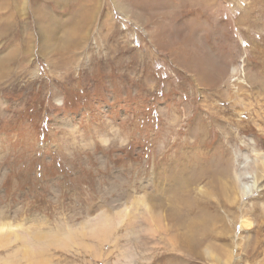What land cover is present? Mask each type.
I'll use <instances>...</instances> for the list:
<instances>
[{
	"label": "rangeland",
	"instance_id": "rangeland-1",
	"mask_svg": "<svg viewBox=\"0 0 264 264\" xmlns=\"http://www.w3.org/2000/svg\"><path fill=\"white\" fill-rule=\"evenodd\" d=\"M5 1L0 264H264V0ZM211 164L232 205L190 238L162 190Z\"/></svg>",
	"mask_w": 264,
	"mask_h": 264
},
{
	"label": "bare ground",
	"instance_id": "bare-ground-1",
	"mask_svg": "<svg viewBox=\"0 0 264 264\" xmlns=\"http://www.w3.org/2000/svg\"><path fill=\"white\" fill-rule=\"evenodd\" d=\"M0 1H2V0H0ZM157 1L155 0L154 3L157 2ZM183 1H186V2L188 1V3L191 2V0H183ZM136 2H138L140 5H143V6H150L151 5L149 3L146 4L147 0H136ZM180 2H181V0H180ZM200 2H202L201 3L202 4V7H206L207 4H209L212 1L211 0L210 1H207V0H198L195 3L198 4ZM132 3H135V1L132 2ZM161 4L162 3L160 2V5ZM178 5L180 6V4H178ZM188 5H190V4H188ZM169 10L172 11V12H174L176 10L175 9V6L173 5L172 7L169 8ZM3 12H5V11L3 10ZM3 12H1V13H3ZM10 29H11V24L9 23V21L4 20V21L0 22V37L3 36V35H8L10 33ZM215 81H216L215 78H213L211 80V84L212 83H215ZM218 166H215V165H212L211 164L210 166L205 167V168L204 167H200L199 170L189 171V173H187V172L185 173L184 171L183 172H180L175 177H168V178L165 177V178H167V180L169 179L170 186H168L167 189L165 187V189H163L162 191H164V193H165L166 196L167 195L170 196V194H171L170 198L169 199L167 198V200H169V205H170L171 211L173 212L175 203L179 202L178 205H177V211L181 213V214H175V213L172 214V212L171 213L169 212L170 210L168 208L169 211L168 210L167 211L169 212V214H168L167 218L170 219L171 216H172V221H173L174 225L179 224L182 228L186 229L187 230V233L189 234V237H190V235L194 236V235H198L199 233L200 234H203V235H204V233H207V234L214 233L215 230L212 229L211 227L213 226V228H214V226L217 223H222L223 222V217L220 216V215H216V214H214L212 212H209V211L210 210L217 211L219 209L218 206H220L222 204H224V206L227 203L232 205V203L227 198V188H223V186H222L223 180L220 179V181L217 183V184H220V185H217L215 183H214L215 185L214 184L211 185V180H212V178H214V172H215V170L220 175H222L223 179H227V178L229 179V180L227 179L229 181L228 184H232L233 183V180L232 181L230 180L231 179L230 176H227V177L225 176L229 172L228 171V168L225 167V166H224V168H220V167L218 168ZM190 169H192V168H190ZM206 172H209L210 173V175L206 178V181L208 180L207 183L210 184V186H209L210 187V192L208 194H204V193H201L200 192L198 195L191 197V194L190 193H193L194 192V194H196L195 193V190L193 189L192 186L193 185H196L197 183H200L201 180L204 178V173H206ZM248 175L249 174L247 173V170H246V167L245 166L242 169L237 168V171H235V173H234V178L240 182V188H239L240 189V192L243 193L244 195H248V193H250V183L249 182H243L241 180L243 178H246V176H248ZM171 180L173 181V184H172ZM223 183H225V182H223ZM185 192H190V193L184 194ZM213 195H215V197H217V198H213L212 197ZM219 197H221V199ZM203 199L205 200V202H203V204H202L203 208H201L197 212H195L196 214L191 215L190 213L192 211H190V210H192V209H190V206L194 204V207H195V204L197 203V201L198 200H203ZM213 199H214V201H213ZM230 199L233 200V202H234V200H236V198H234V196L232 198H230ZM206 200H208V201H206ZM209 200H212L213 203L212 202H209ZM215 201H216V203H215ZM160 202H164V201H160ZM156 204L157 205H155L154 208L155 209H158V207H161L163 203L161 204V203H158V201H157ZM165 204L166 203H164V205ZM194 207H193V209H194ZM185 212H186V215L187 216L184 215ZM155 214L156 213H154L153 216H154V219H156L155 221H157L158 218H159V216H157L155 218ZM243 215H246V213H242L241 214V216H243ZM174 220H176L177 223H175ZM241 225L242 226H250V222L248 221V219L242 218ZM210 228L212 230H210ZM218 234H220L219 231H218ZM193 241L196 244H193ZM193 241L191 240L190 243H187L186 241H184V243H183L184 246H181V244H180V246L181 247H184V249L187 250V251H193L195 249L197 250V249L200 248V246H203V241H202L201 238L200 239H194Z\"/></svg>",
	"mask_w": 264,
	"mask_h": 264
}]
</instances>
